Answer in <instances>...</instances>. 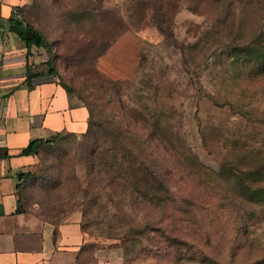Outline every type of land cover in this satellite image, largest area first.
Masks as SVG:
<instances>
[{"label":"rangeland","instance_id":"1","mask_svg":"<svg viewBox=\"0 0 264 264\" xmlns=\"http://www.w3.org/2000/svg\"><path fill=\"white\" fill-rule=\"evenodd\" d=\"M20 19L45 43L26 54L24 75L51 76L74 105L92 109L94 124L87 135L51 137L16 174L24 175L21 211L53 224L77 216L87 236L77 264H198L200 252L220 264L233 253L232 264L264 259V205L225 199L221 206L238 217L218 216V189L228 187L215 179L227 162L233 171L264 172V0H32ZM125 112L165 128L157 164L172 204L141 203L104 179L94 157L98 126ZM133 129L140 139L138 124ZM156 189L145 193L166 199ZM143 223L148 232L133 235L123 258V242L107 234Z\"/></svg>","mask_w":264,"mask_h":264},{"label":"crops","instance_id":"2","mask_svg":"<svg viewBox=\"0 0 264 264\" xmlns=\"http://www.w3.org/2000/svg\"><path fill=\"white\" fill-rule=\"evenodd\" d=\"M31 1L0 0V264H77L87 242L77 216L53 224L18 211L16 174L35 159L19 156L20 151L33 140L57 133L81 135L88 124L87 109L74 105L51 76L25 84L26 54L38 47L27 49L16 31L27 32L20 11ZM16 22L20 27H14ZM122 40L113 43L110 52ZM132 65L129 70L135 69Z\"/></svg>","mask_w":264,"mask_h":264},{"label":"trees","instance_id":"3","mask_svg":"<svg viewBox=\"0 0 264 264\" xmlns=\"http://www.w3.org/2000/svg\"><path fill=\"white\" fill-rule=\"evenodd\" d=\"M164 18L165 16L160 14L158 21L155 22L158 31L163 35L166 32L163 27H168ZM14 27H20L19 23L16 22ZM12 30L15 32L14 29ZM26 31H30L35 37L29 39L24 31H16V34L25 42L27 49L31 46L41 48L45 45L43 39L38 34L27 28ZM252 45V42L248 43L244 47L246 50L245 52H247ZM245 55H247V53H245ZM262 66L264 67V62ZM25 68H27V65ZM51 72L52 71L50 70V73ZM34 77L35 75L29 72L26 73L25 84L28 87ZM97 100H100V97H97ZM85 108L88 111V124L87 130L81 135H87L94 130L92 109L90 107ZM123 116L124 118L115 119L117 118L116 115L110 114L103 123L98 126L102 129L103 133L101 137L99 135L96 140L97 148L94 152V157L97 159V156H99L97 165L100 162L104 164L105 168H103V170L106 175L104 179L111 180V182L118 181L119 185L121 184L122 188L129 192L130 195L131 192H134L137 195L136 200H140L141 203L147 202L146 204L153 206H158L160 203L164 204L165 202L172 204L173 199L167 195L169 193V189L166 186L167 183L165 180L163 181V176L160 173L161 166L157 164L158 160L161 158V154L165 153V150L167 149L165 139L163 138L165 128L160 124L159 120H156L152 126H148L145 120H142V122L134 121L132 116H129L126 112L123 113ZM154 116L159 119L161 114H154ZM134 122L138 124V131L141 132L140 139L138 140L135 138L137 133H135L133 129V127H135ZM60 134L62 133H57L52 137ZM68 135L77 136L74 134ZM49 139L31 141L20 151L19 156H36L38 148L52 140ZM100 149H102L103 153ZM4 158H7V156L4 155ZM230 166V163H225L221 167L220 172L215 176V179L221 177V179L225 181V185L228 187V189H218L219 191L217 195L221 197L219 199L220 205H217V211L219 213L217 211L216 213L220 217L228 216L229 214H233L231 216H234L236 214L233 207H227L226 205L221 206L225 199L233 203L237 202L238 199H241L252 204L260 206L264 205V185L260 183L264 181V172L258 168H252L249 171L247 169H237L238 171H233L235 169H232ZM23 177V173L19 174V176H17V181L19 182ZM212 181H214V178ZM153 184L158 185V189L151 192L157 196L161 195V192L166 193V199H159V197L156 198L154 195L151 197L148 192L145 193L146 188L147 190L152 189ZM18 187L19 186L17 185L16 190ZM18 211L23 212L19 207V201ZM235 216L238 217V215ZM221 220H223V217L218 219L219 222ZM114 230L111 229V231H109L107 238L123 242V258L128 256L129 247L134 243L133 235L136 233L137 237L141 238L148 232L146 223H143L140 227L127 226L125 229H118V231L115 230L116 232ZM238 231L240 234L242 233L243 238H247V228L240 227ZM140 243H142V241H139L137 244ZM169 246H173V244H169ZM233 246L234 244L231 245L230 248H233ZM236 257L237 255L233 253L228 258L232 261V258ZM197 260L198 264H220L218 259L203 252L199 253ZM231 261L229 264H232ZM249 264H264V259H257Z\"/></svg>","mask_w":264,"mask_h":264},{"label":"water","instance_id":"4","mask_svg":"<svg viewBox=\"0 0 264 264\" xmlns=\"http://www.w3.org/2000/svg\"><path fill=\"white\" fill-rule=\"evenodd\" d=\"M26 36L29 38V39H33L35 37V35L33 33H31L30 31H27L26 32Z\"/></svg>","mask_w":264,"mask_h":264}]
</instances>
